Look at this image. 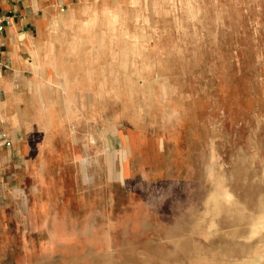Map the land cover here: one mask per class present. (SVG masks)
Masks as SVG:
<instances>
[{
  "label": "rangeland",
  "instance_id": "374dc122",
  "mask_svg": "<svg viewBox=\"0 0 264 264\" xmlns=\"http://www.w3.org/2000/svg\"><path fill=\"white\" fill-rule=\"evenodd\" d=\"M92 1L95 146L39 194L0 169V264H264V0Z\"/></svg>",
  "mask_w": 264,
  "mask_h": 264
},
{
  "label": "crops",
  "instance_id": "0c3cea01",
  "mask_svg": "<svg viewBox=\"0 0 264 264\" xmlns=\"http://www.w3.org/2000/svg\"><path fill=\"white\" fill-rule=\"evenodd\" d=\"M92 8V0H0V169L20 163L23 183L37 182L33 194L40 193L46 179L61 178L57 172L61 173L62 165L76 178L78 161L87 158L83 148L87 154L95 146L92 133L90 138L78 137L80 116H86L85 131L94 129V120L88 119L94 113V91L87 85L94 80L88 71L92 61L78 58V44L73 43L85 33ZM101 129L109 130L108 126ZM127 143L121 136L117 151ZM104 147L107 178L120 179L109 170V157H116V148ZM159 150L144 136L138 137L135 154L122 158L123 167L130 162L123 173H138L131 165L134 156L138 164L146 162L139 169L149 168V155L156 161ZM43 207L40 202L32 209L28 206L27 221L32 212L40 218Z\"/></svg>",
  "mask_w": 264,
  "mask_h": 264
},
{
  "label": "built area",
  "instance_id": "2783aa9c",
  "mask_svg": "<svg viewBox=\"0 0 264 264\" xmlns=\"http://www.w3.org/2000/svg\"><path fill=\"white\" fill-rule=\"evenodd\" d=\"M0 29H1V26H0Z\"/></svg>",
  "mask_w": 264,
  "mask_h": 264
},
{
  "label": "bare ground",
  "instance_id": "6f19581e",
  "mask_svg": "<svg viewBox=\"0 0 264 264\" xmlns=\"http://www.w3.org/2000/svg\"><path fill=\"white\" fill-rule=\"evenodd\" d=\"M254 264V263H253Z\"/></svg>",
  "mask_w": 264,
  "mask_h": 264
}]
</instances>
